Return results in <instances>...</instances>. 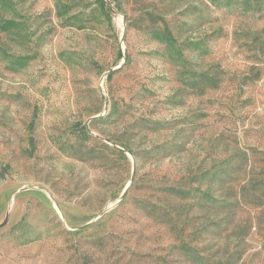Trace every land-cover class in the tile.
Returning <instances> with one entry per match:
<instances>
[{"label":"rangeland","instance_id":"obj_1","mask_svg":"<svg viewBox=\"0 0 264 264\" xmlns=\"http://www.w3.org/2000/svg\"><path fill=\"white\" fill-rule=\"evenodd\" d=\"M14 1L26 28L0 33V47L32 59L13 72L0 55V264H189V245L212 262L264 264V196L242 203L249 228L232 232L166 192L192 183L232 197L264 182V55L251 42L264 11L104 0L94 18L97 0H71L91 16L78 29L53 0ZM202 72L219 88L189 86ZM225 162L233 183H195Z\"/></svg>","mask_w":264,"mask_h":264},{"label":"trees","instance_id":"obj_2","mask_svg":"<svg viewBox=\"0 0 264 264\" xmlns=\"http://www.w3.org/2000/svg\"><path fill=\"white\" fill-rule=\"evenodd\" d=\"M56 9L57 17L62 21L63 26L66 27H76L78 29H84L86 22L90 21L91 16H85L82 10H76L73 2L71 0H53ZM96 8L92 9L91 14L94 18L98 13L107 15L109 10L106 6L104 0H97ZM210 3L216 7L230 8L233 5H239L244 11L247 12H263L264 11V0H209ZM0 33L4 35L19 34L25 31L26 23L17 8V3L14 0H0ZM153 38L161 44H164L167 49L176 50V40L170 31H152ZM251 42L257 45L259 48V53L264 55V29L257 31L251 35ZM197 45V49H202L201 44L193 43ZM179 53V51L177 52ZM0 55L3 57V61L8 63V69L13 72H17L24 69L29 65L31 61V56H15L10 55L3 48L0 47ZM121 56V55H120ZM122 57V56H121ZM176 61H182L185 65V58L182 55L176 57ZM192 79V78H189ZM196 81V82H195ZM189 86H199V92L204 93L206 90L218 89L220 86V80L211 75L209 72H202L197 80H192L189 82ZM76 132V133H75ZM74 133L79 136L83 141H90L91 137L85 130L77 129ZM92 153H96V147L90 149ZM121 156L126 159L123 152H120ZM233 164L225 162L218 166L215 170H209L197 177V182L195 183H207L213 184L218 181L219 183H230L231 177L233 176ZM206 181V182H204ZM235 181V180H234ZM233 181V182H234ZM231 182V183H233ZM254 180H252L248 185L241 187L240 193L238 195H233L232 197H224L220 195H215L212 192V185L207 188L202 189L201 186H194V184L189 183L187 187L182 186H170L167 189V193L174 199L180 202L191 203L188 204L190 207L195 205H200L202 210L210 212L217 215V226L214 229H221L227 231L229 229L235 232L236 228L241 226L242 228H249L248 223L242 224L240 218H238V209L241 207L242 203H257L262 200L261 197L264 196V182H258V187L255 186ZM251 195L252 199L246 200L245 195ZM233 225V227H232ZM227 226H229L227 228ZM232 227V228H231ZM204 232L212 231L209 226H206L203 230ZM244 231L235 236L236 239L244 237ZM243 232V233H242ZM187 259L189 264H220L212 262L211 258L203 256L199 253L193 252L191 246H186L185 248Z\"/></svg>","mask_w":264,"mask_h":264},{"label":"water","instance_id":"obj_3","mask_svg":"<svg viewBox=\"0 0 264 264\" xmlns=\"http://www.w3.org/2000/svg\"><path fill=\"white\" fill-rule=\"evenodd\" d=\"M108 210V209H107Z\"/></svg>","mask_w":264,"mask_h":264}]
</instances>
